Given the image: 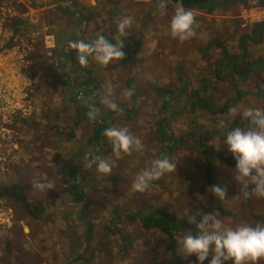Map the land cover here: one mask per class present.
Returning <instances> with one entry per match:
<instances>
[{
	"label": "rangeland",
	"instance_id": "obj_1",
	"mask_svg": "<svg viewBox=\"0 0 264 264\" xmlns=\"http://www.w3.org/2000/svg\"><path fill=\"white\" fill-rule=\"evenodd\" d=\"M70 1L79 5V13L73 11ZM256 1L242 0L208 14L183 7L194 12L196 36L180 41L169 31L176 5L173 0L164 15L157 8L158 0H0V72L2 76L17 74L19 84L27 83L21 91L22 99L16 102L17 110L0 125V186L20 184L27 202L44 209L34 220L13 199H0L7 214L0 224V264H65L68 255L73 258L85 248L74 241L79 236L69 238L68 231L77 226L85 231L87 225L92 248L85 253L92 257L88 264H199L195 255L187 257L181 251L186 232L175 234L176 257L172 263L166 238L156 230L142 228L137 218L129 220L126 215L139 216L148 209L164 207L171 216L185 220L188 215L215 212L232 227L264 221V199L238 196L239 186L233 179L236 161L223 144L219 115L210 114L219 112L223 117L233 106L264 109V96L255 99L251 95L243 100L240 95L222 112L217 106L226 100L227 90L220 83L207 86L205 78L202 80L218 53L213 47L205 51L211 39L225 44L228 54H233L242 34H249L254 23H264V7H256ZM124 17H131L132 25L128 35L121 37L123 60L103 67L90 58L88 66L82 67L77 59H67L70 68L63 66L62 72L54 68L51 58L58 47L74 38L91 41L99 35L117 40L118 28L114 27ZM48 38L52 48L47 47ZM254 43L257 47L251 52L247 47V59L264 57V36L261 44ZM86 75L98 86L96 99L101 115L95 120L87 118L88 108L82 101L67 100L65 84L70 80L80 82ZM250 77L252 88L264 85V71H253ZM127 80L131 81L133 95L126 100L121 93L127 89ZM150 85L172 92L158 98ZM202 86L213 105L189 110L188 103L193 102L189 91ZM109 88L122 111L113 112L99 104V96ZM160 99L169 101L177 111L167 124V137L154 128ZM94 121L107 127H127L141 140L142 150L118 158L103 136L102 158L114 166L111 174L98 173L89 160L88 141ZM196 146L220 156L209 157L212 183L206 182ZM165 155L177 162L176 172L166 173L144 193L134 192L136 175ZM43 178L54 183V190L34 188L33 182ZM109 179L115 180L110 183ZM73 181L84 195L78 204L65 190ZM213 184L226 189L225 200L209 193ZM211 259L210 253L204 264H210Z\"/></svg>",
	"mask_w": 264,
	"mask_h": 264
},
{
	"label": "clouds",
	"instance_id": "obj_2",
	"mask_svg": "<svg viewBox=\"0 0 264 264\" xmlns=\"http://www.w3.org/2000/svg\"><path fill=\"white\" fill-rule=\"evenodd\" d=\"M170 0H158L157 8L161 15L166 13ZM196 17L193 10L186 11L182 4L177 3L174 14L169 21L170 35L174 39L187 41L196 36L194 25ZM132 18L124 17L118 24V35L126 37L131 28ZM123 40L111 43L105 36L99 35L92 41H70L69 47L77 53L76 59L82 67H87L89 59L107 67L114 61L125 58L122 51ZM109 88L99 96V104L113 112H120L118 105L112 99ZM121 95L127 100L133 95V90L125 89ZM79 99L88 108L87 118L95 120L101 115V108L97 106L95 96L85 97L81 91ZM237 116L248 123L244 127H233L227 132L223 144L236 161L234 181L239 186L240 195L244 198L255 197L264 199V109L256 107H229L227 113L219 121L218 127H225L226 122L232 123ZM104 137L112 145L116 157L121 154L131 155L142 150L139 138L134 137L127 127H108L103 132ZM92 163L101 174H111L113 164L101 156L90 153ZM176 163L168 156L154 159L151 166L139 172L133 183L132 190L144 193L151 184L159 180L166 173L176 172ZM37 191L48 192L54 190V183L47 178L33 182ZM215 198L225 200L226 189L214 185L208 189ZM236 198V197H235ZM188 223L195 225L196 233L188 232L183 236L180 244L181 251L188 257L195 255L199 264H204L209 254H212L210 264H259L264 260V224L255 226L247 223L232 227L219 219L215 212L203 215H188Z\"/></svg>",
	"mask_w": 264,
	"mask_h": 264
},
{
	"label": "trees",
	"instance_id": "obj_3",
	"mask_svg": "<svg viewBox=\"0 0 264 264\" xmlns=\"http://www.w3.org/2000/svg\"><path fill=\"white\" fill-rule=\"evenodd\" d=\"M242 0H173L174 4L180 3L185 8H192L200 11H204L207 14L212 12L214 9H217L219 7H227L235 2H240ZM256 1V0H255ZM73 2V1H72ZM70 1V3H72ZM256 3L259 5H256V7H264V0H257ZM73 11L75 13H79L77 6L79 5L77 3H72ZM67 13V11H66ZM74 13V14H75ZM81 20L83 18L79 17ZM264 23L258 22L254 23L252 30L249 34L245 33L242 34L240 37V41H236V52L235 53H229L228 54V47L225 46V44L216 41V39H211L210 42L204 47L205 51H208L210 47L215 48L218 53L215 61L211 64L210 68H208L207 72L204 73V77H202V80L207 86L211 84H218L220 83V86L224 87V89L227 90L228 96L225 101H222L218 104L217 108L218 110L225 112L228 108V105L230 104V100L234 99L236 97H239L240 95H243V100L245 98H249L251 95L256 98H261L264 96V85L261 83L257 88H252V81L253 78L250 76L253 74V71L256 73H260L264 71V57H256L253 59H247V47L248 52H251V49L255 46L254 42L260 43L262 41V37L264 36ZM117 40L110 39L111 43H117L118 41L122 40L121 36H119ZM261 44V43H260ZM258 44V45H260ZM238 54V56H236ZM251 74V75H250ZM213 75V77H212ZM74 84H71L68 82V87L73 86H80L81 89L78 91V93H74L69 97V101L73 103V99L80 95L81 91L83 92L85 97L89 96H95L97 98L98 94V86L96 82L93 81V79L86 75L85 79L81 80L80 82L73 81ZM203 85L204 83L200 81ZM126 88L129 89L131 86V81L127 80ZM151 90L153 94H155L158 98L165 97L171 94L172 91H169L170 89L164 88V87H156L154 85H150ZM244 88V89H242ZM88 93V95H87ZM189 96L191 99H193V102H189V110H193L199 106H204V109H209L210 106L213 104L211 103V95L205 93V89L202 86V89H196V90H190ZM80 99H78L79 101ZM81 101V100H80ZM96 102L98 104V101L96 99ZM171 103L167 101L166 99L161 100L159 104V116L157 118V121L155 123V130L159 132L160 136H168L169 131L167 124L169 123V120L174 119L175 115L177 114V111L175 107L170 106ZM98 106V105H97ZM210 113V112H209ZM211 115L217 114L219 115L218 123L223 118L221 117L220 113H210ZM110 113H106V117H109ZM248 122L243 121L242 117H237L232 123L226 122L225 127L222 128L221 133H223V137L226 139L227 132L232 130L233 127H244ZM108 128L103 123H98L97 121H94L92 123V135L90 138L89 144H90V150L92 155H98V156H105L101 150V142L103 141V132L105 129ZM197 137L201 138L200 134H196ZM111 147V146H110ZM197 154L202 158L203 163V169L205 170V176H206V182L212 183L211 179V159L212 157L219 158L220 156L218 153H216L213 150L209 149H201L198 146ZM209 150V151H207ZM212 152V153H211ZM212 154V157L210 156ZM211 159H210V158ZM91 160V158H89ZM110 183L114 180L109 179ZM211 181V182H210ZM214 186V184H213ZM65 190L68 192V194L72 197V201L76 204L80 203L81 200H83L84 195L83 191L79 188V185L77 182H71L65 187ZM3 198H11L15 202H17L23 209V211L31 218L36 219L38 218V213H43V208H38L36 206H31L27 200L25 194H23L22 188L20 184L15 183L9 186H0V199ZM81 206V205H80ZM84 207V206H83ZM81 207V208H83ZM205 213V212H204ZM202 213V215L204 214ZM126 218L129 220H132L133 218H137L141 227L147 230L153 229L159 232L161 235H163L167 240V249L170 253L172 263H175V234L179 232H192L193 234L196 233L197 229L195 228V225H191L188 223V220L185 219H179L176 217H173L170 215V212L164 208V207H154L150 210L148 209V212L143 215H126ZM260 224H264V221H260ZM85 224V223H84ZM90 227L87 225L85 228V231L83 232V235L81 239L76 238L74 241L76 243H80L81 245H85V248H83L78 255L73 258V260L67 262L66 264H88L91 260V254L88 256L85 255L86 251L89 249V236L88 233H90Z\"/></svg>",
	"mask_w": 264,
	"mask_h": 264
},
{
	"label": "built area",
	"instance_id": "obj_4",
	"mask_svg": "<svg viewBox=\"0 0 264 264\" xmlns=\"http://www.w3.org/2000/svg\"><path fill=\"white\" fill-rule=\"evenodd\" d=\"M2 11L3 10L0 9V22L3 18ZM47 47H53L50 38L47 40ZM18 84L17 74L2 76V73L0 72V114L2 115V118L0 117V125L4 122L3 118H7V116H10L15 110H17L15 108V105L17 104L16 102L19 101L20 98L22 99L21 91L26 88L27 83ZM0 130L2 129L0 128ZM6 215L4 207L0 206V224L6 221Z\"/></svg>",
	"mask_w": 264,
	"mask_h": 264
},
{
	"label": "flooded vegetation",
	"instance_id": "obj_5",
	"mask_svg": "<svg viewBox=\"0 0 264 264\" xmlns=\"http://www.w3.org/2000/svg\"><path fill=\"white\" fill-rule=\"evenodd\" d=\"M68 2V1H67ZM72 2V1H71ZM70 41H76V39L74 38L73 40H70ZM68 41L67 43H64L63 46H60L57 48V50L52 54V60L51 62L54 63V68L59 70L60 72L62 67L63 66H66L67 68L70 66L69 65V62L67 59H71V60H74L76 61V55L77 53L75 52V50H70L71 48L69 47V42ZM92 41V40H91ZM87 42V41H86ZM68 49V50H67ZM63 59H65L63 61ZM57 61H61V63L57 62ZM70 68V67H69ZM52 69V68H51ZM53 70V69H52ZM55 71V70H54ZM57 72V71H55ZM33 76H35V73L33 74ZM36 77V76H35ZM58 78V77H57ZM72 83L74 84L73 80H70L69 83ZM70 83V84H71ZM60 84V83H59ZM65 88L66 90L68 91V97H67V100H69V97H71V95H73L74 93H78V91L81 89L80 86H73V87H68V83L65 84ZM78 99H79V95H77L73 100V103H76L78 102ZM74 182V181H73Z\"/></svg>",
	"mask_w": 264,
	"mask_h": 264
},
{
	"label": "crops",
	"instance_id": "obj_6",
	"mask_svg": "<svg viewBox=\"0 0 264 264\" xmlns=\"http://www.w3.org/2000/svg\"><path fill=\"white\" fill-rule=\"evenodd\" d=\"M196 10V9H195ZM214 11V10H213ZM212 11V12H213ZM202 12H204V11H202ZM211 13V12H210ZM122 16V14H120V16L119 17H121ZM119 17H116V18H119ZM115 29H117L118 27H114ZM33 219V218H32ZM37 219V218H36ZM35 220V219H34ZM82 224L84 223V222H81ZM80 227L81 226H77L75 229H71L70 231H68L69 233H70V236H69V238H75V236L77 235V236H79L78 238H81L82 237V235H83V232H84V230H81L80 229ZM80 232V233H79ZM78 255V254H77ZM77 255H75L73 258H75ZM73 258L71 257V255H68V257L66 258L68 261H71V260H73ZM67 263V262H66ZM65 263V264H66ZM64 264V263H63Z\"/></svg>",
	"mask_w": 264,
	"mask_h": 264
}]
</instances>
